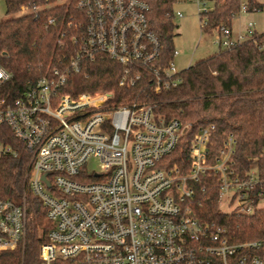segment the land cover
<instances>
[{"label":"built area","instance_id":"obj_1","mask_svg":"<svg viewBox=\"0 0 264 264\" xmlns=\"http://www.w3.org/2000/svg\"><path fill=\"white\" fill-rule=\"evenodd\" d=\"M48 10L56 14L46 23L60 24L56 42L65 45L67 38L72 46L65 68L17 88L0 62V126L29 151L26 189L50 225L38 264H264L262 241L230 242L225 228L201 221L191 207L194 185L212 175L219 208L244 215L261 208L264 145L261 165L253 163L241 176L231 167L232 134L208 161L215 127L204 125L188 141L181 171L168 157L190 123L156 116L151 103L115 104L112 91H65L71 73L96 57L122 66L120 86L148 78L158 94L180 83L173 61L178 51L162 60L148 0H21L10 14L40 19ZM253 32L252 23L236 35L221 26L214 43L229 48ZM0 145V154L11 151ZM91 158L99 161L98 171L88 169ZM27 221L25 204L0 198V252L24 243Z\"/></svg>","mask_w":264,"mask_h":264},{"label":"trees","instance_id":"obj_2","mask_svg":"<svg viewBox=\"0 0 264 264\" xmlns=\"http://www.w3.org/2000/svg\"><path fill=\"white\" fill-rule=\"evenodd\" d=\"M6 19L0 20V62L11 76L10 86L22 88L54 68L64 69L72 54L69 39L65 45L56 42L60 26L46 23L54 13L48 10L40 19L11 15L21 0H3ZM176 0H148V18L161 43V58L172 59V5ZM209 8L200 14L201 31L211 33L231 22L245 5L246 12L264 8V0H207ZM205 4V2H204ZM123 75L120 64L107 58L84 61L77 73H71L65 91H112L115 104L151 103L156 116L176 118L190 123L186 137L169 155L170 165L185 171L188 141L197 130L213 124L208 161L221 148L227 134L235 140L231 156L232 169L243 176L253 163H260L264 145V32L254 31L247 39L229 48H220L187 68L180 70V83L153 94L148 78H140L132 86H120ZM0 141L11 147L0 154V198L25 204L28 215L24 243L16 249L0 252V264H38V248L45 240L49 222L41 202L26 189L25 174L30 153L9 128L0 126ZM191 207L201 221L225 228L230 242L259 240L264 244V207L244 215L223 212L218 206L215 177L206 175L194 185ZM264 196V186H262Z\"/></svg>","mask_w":264,"mask_h":264},{"label":"rangeland","instance_id":"obj_3","mask_svg":"<svg viewBox=\"0 0 264 264\" xmlns=\"http://www.w3.org/2000/svg\"><path fill=\"white\" fill-rule=\"evenodd\" d=\"M206 7H210L211 2L203 0ZM201 7L204 5L200 3ZM199 5L197 0H176L172 5L174 13L173 22L176 24L173 37V46L178 51L173 61L177 70H183L195 61L217 51L218 47L214 43L215 31L204 33L201 31ZM180 11L181 17H176L175 12ZM9 14L5 12L3 1L0 0V20L6 19ZM253 24V30L264 32V8L255 12H244L235 16L231 22L233 32H242L245 34L247 24ZM247 37V36H246ZM245 37V38H246ZM0 145V149H1ZM88 169L98 171L100 163L96 158L88 161ZM259 207H264L261 203ZM220 210L225 212L227 207L220 206Z\"/></svg>","mask_w":264,"mask_h":264},{"label":"crops","instance_id":"obj_4","mask_svg":"<svg viewBox=\"0 0 264 264\" xmlns=\"http://www.w3.org/2000/svg\"><path fill=\"white\" fill-rule=\"evenodd\" d=\"M231 31H232V34L233 35H236L238 32H233L232 28L230 27ZM240 32V31H239Z\"/></svg>","mask_w":264,"mask_h":264}]
</instances>
